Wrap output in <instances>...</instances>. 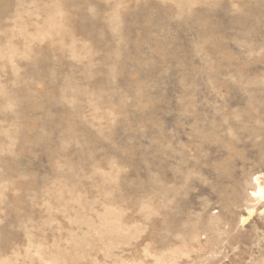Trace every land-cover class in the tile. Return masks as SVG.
Returning <instances> with one entry per match:
<instances>
[{"label":"rangeland","instance_id":"rangeland-1","mask_svg":"<svg viewBox=\"0 0 264 264\" xmlns=\"http://www.w3.org/2000/svg\"><path fill=\"white\" fill-rule=\"evenodd\" d=\"M260 189L264 0H0V264H264Z\"/></svg>","mask_w":264,"mask_h":264},{"label":"bare ground","instance_id":"bare-ground-1","mask_svg":"<svg viewBox=\"0 0 264 264\" xmlns=\"http://www.w3.org/2000/svg\"><path fill=\"white\" fill-rule=\"evenodd\" d=\"M15 191H16V189H15ZM17 192V191H16ZM259 193L260 194H263L264 195V189H260L259 190ZM17 194V193H16ZM18 195V194H17ZM260 201V200H259ZM72 211H74V210H72ZM251 215H253L252 213H250ZM72 218V217H71ZM74 218V217H73ZM75 218H77V217H75ZM79 218V217H78ZM246 219H244V221H245ZM75 221V220H74ZM73 221V222H74ZM91 222V221H90ZM246 222V221H245ZM69 223V222H68ZM80 222L78 221V224H79ZM75 225H76V223H74ZM80 224H82V223H80ZM70 225V224H69ZM79 226V225H78ZM87 226H89V225H87ZM91 228V227H90ZM69 229L72 231L73 230V228H72V225L69 227ZM83 229V228H82ZM82 229H80V230H82ZM86 229H88V228H86ZM254 229V228H253ZM252 229V230H253ZM88 230H90V229H88ZM77 231V230H76ZM92 231V230H91ZM86 232V231H85ZM83 233V232H82ZM90 233V232H89ZM86 234H87V232H86ZM85 234V235H86ZM58 235V236H57ZM57 235H56V237H58V238H64V236H63V233L61 232V228H59L58 227V232H57ZM78 235V234H77ZM88 235V234H87ZM53 236H55V235H53ZM73 237V236H72ZM77 238V237H76ZM68 239V238H67ZM71 239V238H70ZM87 239V238H86ZM73 240V239H72ZM75 240V239H74ZM74 240H73V242H74ZM79 241V240H78ZM81 241H82V239H81ZM80 241V242H81ZM63 242V241H62ZM73 242H71V244L73 243ZM64 243V242H63ZM77 243V242H76ZM79 243V242H78ZM82 243H84V242H82ZM67 244H69V243H67ZM75 244V243H74ZM80 244V243H79ZM79 244H78V246H79ZM90 244V243H89ZM238 244V243H237ZM55 245H56V243H55ZM70 245V244H69ZM87 245V244H86ZM223 245V244H222ZM43 246H44V244H43ZM53 246V245H52ZM77 246V245H76ZM81 246H83V245H81ZM81 246H80V249H81ZM37 247H40V246H37ZM46 247H48V246H46ZM75 247V246H74ZM85 247V246H84ZM44 248V247H43ZM38 249V248H37ZM41 249V248H40ZM78 249H79V247H78ZM77 249V250H78ZM264 249V248H263ZM42 250V249H41ZM55 250H56V248H55ZM67 250V249H66ZM61 251V250H60ZM69 251V250H68ZM252 251V250H251ZM260 251V250H259ZM43 252H45L44 250H43ZM257 252V251H256ZM38 253H39V251H38ZM52 253V252H51ZM88 254H89V252H87ZM174 253V252H173ZM228 253V252H227ZM263 253V252H262ZM34 254V253H33ZM69 254V253H68ZM78 254H80L81 255V253L79 252ZM84 254L85 253H83V256H84ZM88 254H87V256H88ZM43 255V254H42ZM48 255V254H47ZM52 255V254H51ZM39 256H41V255H39ZM55 256V255H54ZM70 256V255H69ZM174 256H175V254H174ZM42 257H44V256H42ZM63 257V256H62ZM77 257V256H76ZM86 257V256H85ZM92 257V256H91ZM222 257V256H221ZM226 257V256H225ZM257 257V256H256ZM32 258V257H31ZM39 258V257H38ZM93 258V257H92ZM96 258V257H95ZM223 258V257H222ZM66 259V258H65ZM214 259V258H213ZM224 260H226V259H224ZM228 260V259H227ZM45 260H43L42 262H44ZM47 261H45V263H46ZM50 262V261H49ZM158 262V261H157ZM160 262V261H159ZM223 262V261H222ZM48 264H50V263H48ZM84 264H86V263H84ZM105 264H106V262H105ZM108 264V263H107ZM110 264V263H109ZM158 264H160V263H158ZM259 264V263H258Z\"/></svg>","mask_w":264,"mask_h":264}]
</instances>
